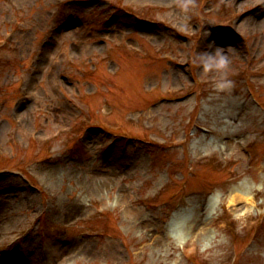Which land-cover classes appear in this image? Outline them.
I'll list each match as a JSON object with an SVG mask.
<instances>
[{
	"label": "rangeland",
	"instance_id": "obj_1",
	"mask_svg": "<svg viewBox=\"0 0 264 264\" xmlns=\"http://www.w3.org/2000/svg\"><path fill=\"white\" fill-rule=\"evenodd\" d=\"M0 264H264V0H0Z\"/></svg>",
	"mask_w": 264,
	"mask_h": 264
},
{
	"label": "clouds",
	"instance_id": "obj_2",
	"mask_svg": "<svg viewBox=\"0 0 264 264\" xmlns=\"http://www.w3.org/2000/svg\"><path fill=\"white\" fill-rule=\"evenodd\" d=\"M210 35V30L208 31ZM232 46L216 45L215 41L209 42V47L198 51L194 62L200 66L202 74L215 73V88L219 91L230 89L234 80L229 78L231 57L226 48Z\"/></svg>",
	"mask_w": 264,
	"mask_h": 264
},
{
	"label": "bare ground",
	"instance_id": "obj_3",
	"mask_svg": "<svg viewBox=\"0 0 264 264\" xmlns=\"http://www.w3.org/2000/svg\"><path fill=\"white\" fill-rule=\"evenodd\" d=\"M185 105H186V104H185ZM214 133H218V132H217V131H214ZM221 135H222V134H221ZM222 136H223V138H224V139L228 138V136H227V135H225V134H224V135H222Z\"/></svg>",
	"mask_w": 264,
	"mask_h": 264
}]
</instances>
